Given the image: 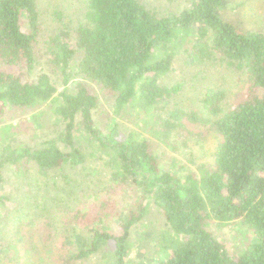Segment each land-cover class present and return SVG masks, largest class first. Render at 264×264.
Wrapping results in <instances>:
<instances>
[{
	"label": "trees",
	"instance_id": "16d2710c",
	"mask_svg": "<svg viewBox=\"0 0 264 264\" xmlns=\"http://www.w3.org/2000/svg\"><path fill=\"white\" fill-rule=\"evenodd\" d=\"M225 1L191 0L161 16L143 0H84L81 24L45 36L39 0H0V121L20 111L40 127L50 106L59 125L38 148L20 144L0 154V264L10 245L26 242L22 227L38 235L45 257L33 242L31 251L19 246V264L50 257L90 264L99 253L126 264L133 229L151 205L169 231L164 257L145 264H264V25L240 30L224 16ZM180 54L241 71L245 93L225 107L224 90L208 88L201 108L188 109L183 84L164 82ZM39 59L48 71L34 76ZM102 95L113 101L108 130L95 116ZM126 115L145 132L122 133L117 117ZM204 124L219 137L209 161L196 164L191 152L193 170L163 159L166 148H203ZM10 166L36 167L35 187L51 201L9 197L3 169ZM94 172L107 178L100 189L76 177ZM234 221L252 236L237 254L209 229Z\"/></svg>",
	"mask_w": 264,
	"mask_h": 264
},
{
	"label": "rangeland",
	"instance_id": "374dc122",
	"mask_svg": "<svg viewBox=\"0 0 264 264\" xmlns=\"http://www.w3.org/2000/svg\"><path fill=\"white\" fill-rule=\"evenodd\" d=\"M143 1L161 16H173L187 8L191 2V0ZM39 3L43 11L42 32L45 36L55 34L57 30L59 31L64 26L69 27V29H74L84 20V0H39ZM223 13L224 16L233 24L237 25L240 30L259 29L264 25V0H226ZM59 17H61V19ZM174 66V71L164 78V82L168 84H183L180 101L183 106L188 109L193 108L196 110L201 108L200 100L207 92L208 88L224 90L225 107L232 106L245 93L246 80L243 73L233 68L226 67L224 64L222 65L213 61L201 63L190 60L186 62L185 55L180 54ZM47 71V63L44 59H39L34 76ZM76 82L77 81L72 80L71 84H75ZM59 89H62L61 84H59ZM43 114L45 116L42 117L43 121L40 127L34 126L31 113L11 111L5 116L4 119L0 121V154H2V152L5 153L4 150L7 148H16L20 146V144L38 148L41 146L43 140L48 138V136H53L55 134L54 132H58L59 125L57 124V119L54 117L55 112L52 108L50 106H45ZM112 115L113 101L105 99L102 95L100 106L95 116L100 125L105 127V130H108L107 122ZM207 116L209 117V115ZM134 119V117L129 115L117 117L119 130L122 133H128L133 129H137L139 132H145L135 124ZM210 119H212V117H210ZM197 132H199L202 137L206 138L201 142L203 143V148L193 144L192 147L184 151V153L174 154L170 153L166 148L167 154L163 156V159L174 156L193 170H197L196 164L201 161H209L211 159V152L215 149L219 137L213 132L209 124L201 125ZM161 148L163 150L165 149L164 146H161ZM191 152L194 155L196 164L190 161ZM3 170L6 182L5 191L8 196L11 195L22 204H32L31 202L39 203L36 201L38 198H43V202H41V200L39 204L46 205L47 202L51 201V199H48L49 195L46 194L43 189L44 187H42V190L35 187L37 185L35 182L38 179H42V175H38L36 167L28 168V166H25L22 170L17 171L16 167L10 166L4 167ZM57 177L59 178V175ZM76 177L78 179L90 180L95 183L94 187L96 189H100L107 179L104 173L97 172L89 173L85 176L77 174ZM49 182L52 184L51 180H49ZM60 192H62V190ZM54 193V191H50L51 195ZM84 194L86 195L88 193L85 192ZM40 207L43 208L41 205ZM6 229L8 228L4 230ZM209 229L212 231L213 235L225 243L228 249L234 254H237L241 247L243 248L252 237L240 221H234L224 226L213 223ZM167 231H169V227L165 219L157 211L156 207L151 205L150 212L145 219L133 229L130 247L127 252L126 264H145L154 259H162L164 255L163 252H161L160 245L162 236ZM22 233L26 237V242L19 245L20 248L23 251L26 249L31 251L33 242H35L38 248L37 251L40 254L38 257H45V253L43 252L44 248L38 235L34 234L30 227H22ZM15 245L16 244L10 245L11 250L5 254L6 259L3 264H19L17 260L25 258V255H23L21 259V255L20 258L15 257L14 259L19 248V246ZM106 256L105 259L103 254L99 253L92 256L87 262L90 264H112V256ZM51 259L53 260L52 257H50V260L46 259L45 264H53L50 262L52 261Z\"/></svg>",
	"mask_w": 264,
	"mask_h": 264
}]
</instances>
